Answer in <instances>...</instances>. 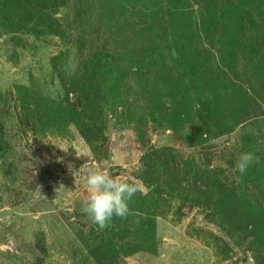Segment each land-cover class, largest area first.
Here are the masks:
<instances>
[{"label":"rangeland","instance_id":"374dc122","mask_svg":"<svg viewBox=\"0 0 264 264\" xmlns=\"http://www.w3.org/2000/svg\"><path fill=\"white\" fill-rule=\"evenodd\" d=\"M205 6V0H68L66 7L54 14L66 31L65 38L43 30L29 33L27 28L32 30L39 22L35 14L28 15L23 29L27 32L11 34L0 27V121L4 138L0 151V264H98L87 244L91 227L96 225L83 211L89 195L87 167L102 168L138 184L146 194L148 190L137 177L147 146L170 148L182 164L194 162L222 171V181L236 190L242 175L235 171V164L241 153L252 152L258 161L249 169L264 177V104L258 109L249 103L252 116L225 134L216 130L220 110L225 109L227 125L250 108L231 103L215 106L217 112L211 118L217 120L210 123V131L202 127L209 119V110L198 112L201 106L196 100L190 120L183 115L179 123L173 111V104L180 105L186 92H197L194 86L201 79L210 83L216 79L217 84L208 86L214 90L219 89L220 80L225 81L221 89L224 101H231L226 95L232 88L228 79L251 81L242 75L247 70L239 58L235 61L236 66L241 65L239 78L224 68L229 62L218 52L217 43L212 46L218 32L204 15ZM177 49L192 52L187 62L198 63L199 70L194 72L198 80L185 79L184 86L167 92L170 112L163 122L154 121L156 114L145 112L155 99L143 100L141 81L128 76L125 83H119L121 104L116 110H110L106 102L102 106L107 128L96 149L73 124L63 131L29 128L19 101L23 88H33L46 99L64 100L63 83L80 77L87 59L98 54L103 55L104 62L112 57L117 62L120 59L122 69H127L134 65L128 57L121 59L128 54L137 61L146 60V67H158L159 61L172 66ZM198 49L200 56L191 59ZM208 51L214 55L209 56ZM252 80L255 85L259 79ZM150 87L155 88V84ZM246 89L257 98L248 85H244ZM113 98L109 94L108 102ZM69 99L76 102V95L71 93ZM130 103L133 108L127 110ZM259 111L261 116L256 118ZM193 126L203 131L204 140L195 136L198 130ZM165 199L156 217V252L135 253L123 264H256L254 254L228 238L217 218L208 217L197 207L180 212L178 200Z\"/></svg>","mask_w":264,"mask_h":264},{"label":"trees","instance_id":"16d2710c","mask_svg":"<svg viewBox=\"0 0 264 264\" xmlns=\"http://www.w3.org/2000/svg\"><path fill=\"white\" fill-rule=\"evenodd\" d=\"M67 1L0 0V27L8 31L7 33H20L27 26L28 15L35 14L39 16L37 19L39 22L32 30L27 28L29 33L40 34L43 30L46 34L52 33L65 38L66 31L63 30V25L57 17H54V14L66 7ZM205 1L207 6H205L204 15L213 22L212 25L214 24L217 28L215 32H218L213 38L212 46L214 47L217 43L218 52L226 59L224 60L226 63L229 62L224 63V68H228L235 77L239 78L238 67L241 65H235L236 59L239 58L238 61L247 70V73L243 72L242 75L245 79L248 77L251 79L247 83H237L235 80L233 82L232 79H228L232 88L231 92L226 91V95L231 101H224L223 97L221 98L225 81L220 80L217 85L219 89L214 90L208 86L212 82L217 84L216 79H212L211 83L209 79H201L200 84L194 86L195 91L199 93L186 92L184 95L182 93L181 104H173L175 110L171 108L172 106L170 107L177 114V121L180 123L183 115L188 120L192 118L196 100L201 106L198 112H201L203 108H206L205 112L209 110V119L204 121L202 127L210 131V123L217 120L211 117L217 112L215 106L219 104L231 103L230 105L250 108L249 103L253 102L258 109L263 107L264 0ZM220 4H222L221 7ZM195 52L191 59L200 56L199 49ZM177 53L174 65L170 66L159 61L158 67H146V60L137 61L128 54L121 58L126 60L128 57L129 60L134 61V65L127 69H122L120 59L117 62V59L112 57L104 62L103 55L98 54L97 58L87 59L80 77L71 79L69 83H63L66 92L64 100L46 99L33 88H23L19 93V101L27 117L28 126L33 130L47 132L50 129L63 131L73 124L85 141L96 149L97 144L105 139L107 128L101 110L105 107V102L113 111L116 110L117 104H121L119 83H125L128 76H135L141 81L143 100L152 102L155 99L151 105L147 106L145 112H150L152 116L156 114L158 118H154V121L163 122L170 112L167 108L169 107L167 92L184 86L187 82L185 79H190L194 83L198 80V76L194 74L199 70L198 63L190 60L187 62L192 52L177 49ZM207 54L211 57L214 55L211 51ZM207 64L209 67L211 62ZM110 76L114 79H109ZM252 79L259 80L253 85ZM150 84H155V88H148ZM244 85H248L257 98L251 97L247 89L244 90ZM71 93L76 95V102L70 101ZM109 94L114 95L110 102H108ZM192 94H195L196 98L192 97ZM132 105L133 103H130L125 108L132 110ZM224 110H220V114L217 115L219 123H215L219 134L229 133L247 121L245 119L252 116L250 111L253 109H248L240 119L227 125L224 122ZM260 114V111L257 115L255 114L256 118L264 115V112ZM141 123L146 125L147 121L141 119ZM193 128L198 130L194 132L195 136L204 140L203 131L195 126ZM3 142V125L0 121V151ZM198 142L196 140L195 144L197 145ZM178 159L170 148L147 146L142 158L144 165L137 179L143 183L148 192L144 194L139 190L132 198L126 220L113 217L110 226L103 230L97 226L91 227L87 241L89 254L98 264H123L125 258L135 253L156 252V217L162 202H167L165 199L167 197L169 200L176 199L180 202V212L197 207L206 211L208 217L217 218L219 227L228 238L237 246H245L246 250L251 251L256 264H264V177L252 167L248 168L245 175L241 176L240 189L236 190L222 181V171L212 170L209 165L201 167L194 162H183V165Z\"/></svg>","mask_w":264,"mask_h":264},{"label":"clouds","instance_id":"9594fccd","mask_svg":"<svg viewBox=\"0 0 264 264\" xmlns=\"http://www.w3.org/2000/svg\"><path fill=\"white\" fill-rule=\"evenodd\" d=\"M257 161L254 153L243 152L235 164V171L244 175L249 166ZM86 185L89 195L83 211L100 230L109 227L113 217L126 220L130 212L129 203L140 190L138 184L92 166L86 170Z\"/></svg>","mask_w":264,"mask_h":264}]
</instances>
